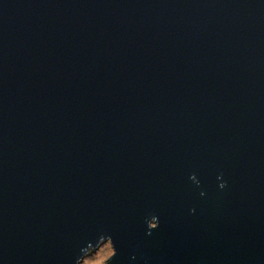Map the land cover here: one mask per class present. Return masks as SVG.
Here are the masks:
<instances>
[{"label":"water","instance_id":"95a60500","mask_svg":"<svg viewBox=\"0 0 264 264\" xmlns=\"http://www.w3.org/2000/svg\"><path fill=\"white\" fill-rule=\"evenodd\" d=\"M106 242L264 264V0H0V264Z\"/></svg>","mask_w":264,"mask_h":264},{"label":"rangeland","instance_id":"374dc122","mask_svg":"<svg viewBox=\"0 0 264 264\" xmlns=\"http://www.w3.org/2000/svg\"><path fill=\"white\" fill-rule=\"evenodd\" d=\"M112 255V248L109 242L101 245L93 254L85 257L80 264H105L106 260Z\"/></svg>","mask_w":264,"mask_h":264},{"label":"snow or ice","instance_id":"6c2138e0","mask_svg":"<svg viewBox=\"0 0 264 264\" xmlns=\"http://www.w3.org/2000/svg\"><path fill=\"white\" fill-rule=\"evenodd\" d=\"M192 179L195 181V180H196V177H195V176H193V177H192Z\"/></svg>","mask_w":264,"mask_h":264},{"label":"clouds","instance_id":"9594fccd","mask_svg":"<svg viewBox=\"0 0 264 264\" xmlns=\"http://www.w3.org/2000/svg\"><path fill=\"white\" fill-rule=\"evenodd\" d=\"M223 186V185H222Z\"/></svg>","mask_w":264,"mask_h":264}]
</instances>
